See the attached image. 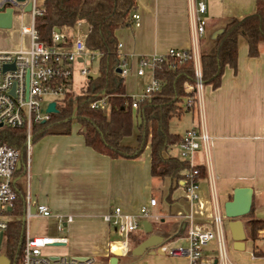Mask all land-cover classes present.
Wrapping results in <instances>:
<instances>
[{
	"label": "crops",
	"instance_id": "crops-1",
	"mask_svg": "<svg viewBox=\"0 0 264 264\" xmlns=\"http://www.w3.org/2000/svg\"><path fill=\"white\" fill-rule=\"evenodd\" d=\"M203 1L206 19L203 35H211L223 18L252 12L256 0ZM135 4L138 24L114 30L120 44L119 56L129 66L126 76L133 86L125 81L126 76L123 83L125 94L130 96L142 90L144 84L140 82L143 78L148 79L146 73L142 76L135 73L140 55L163 54L170 47L188 49L191 46L189 0H135ZM25 17L27 20V13L22 19ZM82 25L83 22L80 27ZM26 45L21 40L18 47ZM258 50L257 56H248L245 40L239 38L236 71L226 67L216 88L203 86L205 127L211 136V148L208 169L199 184L201 209L196 202L190 204L186 200L183 188L173 178H169V184L157 198L155 192L159 178L150 173L149 143L137 157H109L85 144L78 132L79 124L74 120L69 133L44 134L31 141L28 151L29 191L35 201L49 206L52 215L46 219L51 223V233L56 232L54 215L71 217L59 232L66 236V243L60 244L66 247L63 254H90L105 258L114 250L120 251L116 255V264H189L186 257H171L165 253L143 252L128 258L126 250L122 251L123 244L116 243L117 239L113 238L118 237L117 233L101 218L114 205H119L126 212L137 213L150 197L156 199L154 205L148 206L146 220L151 225L150 233L164 226L173 231L182 224L186 226L185 235L190 224L184 216L187 212L192 213V222H204L209 226L207 220L213 213L212 205L221 214L223 202L231 198L232 190L237 186L252 189L251 214L242 217V222L249 217L264 220V40L259 42ZM183 113L188 116L184 129L176 132L168 123L171 132L181 135L196 123L193 109L174 117L179 118ZM137 132V117L134 116L132 133L123 137L121 143L134 146ZM197 161L203 162L200 153ZM222 226L231 257L243 261L242 251L248 250L246 254L254 260L252 264H264V255L252 254L246 242L253 244L251 239H245L243 249H234L226 218L222 219ZM136 234H143V230H137ZM184 235L172 241L184 244ZM261 238L264 239V226L256 232L255 240ZM262 246L256 248L264 250V242ZM215 254V241L212 239L204 246L202 255L214 257Z\"/></svg>",
	"mask_w": 264,
	"mask_h": 264
},
{
	"label": "trees",
	"instance_id": "trees-1",
	"mask_svg": "<svg viewBox=\"0 0 264 264\" xmlns=\"http://www.w3.org/2000/svg\"><path fill=\"white\" fill-rule=\"evenodd\" d=\"M36 1L40 12L34 16V25L38 38L45 45L51 43L53 29L73 26L80 20L88 26L84 37L85 46L97 51L98 55L94 71L96 75L85 76L75 95L70 92V78H60L57 81L67 90L56 104V112H51L43 121L31 124V141L44 134L69 133L74 120L79 124L78 132L82 134L85 144L95 151L109 157H137L146 143H149L151 176L179 178L186 163L165 155V150L181 137L169 130L168 123L172 117L187 110L183 108V101L192 91H185L184 82H195L192 60H174L171 65L172 59L165 57L157 62L153 75L159 82V88L148 97L138 100L136 107L132 108V97L124 92L123 77L115 71L120 56L114 30L129 25L130 14L136 6L135 0ZM216 29L214 35H203L198 41L200 80L210 88H216L220 84L226 67L232 72L236 71L239 38L245 40L248 56L258 55V44L264 40V0H256L254 10L248 14L223 18ZM101 91L107 93V107H90L89 102L98 97ZM134 116L137 117L138 129L136 144L125 145L121 143V139L131 135ZM25 140L24 125L0 126V145L6 144L18 150V162L14 170L16 198L10 210L14 215H19L23 209L24 190L18 180L24 176ZM197 167L199 178H204V165L200 163ZM250 214L251 208L246 215ZM21 224L22 221L18 218L8 222L2 252L8 264H19ZM243 226L246 238L254 241L256 232L264 226V220L249 217L245 219ZM163 228L153 231L163 237L162 243L183 236L186 226L178 224L173 231L168 227ZM148 234L145 231L141 235L129 234L130 244H138ZM252 254L264 255V250L253 246ZM125 255L136 256L130 252V248ZM107 260L108 257H105V261Z\"/></svg>",
	"mask_w": 264,
	"mask_h": 264
},
{
	"label": "built area",
	"instance_id": "built-area-1",
	"mask_svg": "<svg viewBox=\"0 0 264 264\" xmlns=\"http://www.w3.org/2000/svg\"><path fill=\"white\" fill-rule=\"evenodd\" d=\"M16 0H0V7L12 6L13 12L19 11V33L27 37V45L16 49H0V123L9 127L25 126V163H24V194L23 209L19 215L11 213L14 205L16 191L14 185V170L18 162V150L6 144L0 145V247L5 239L8 222L20 219L21 224V248L19 264H102L95 256L43 253V250L66 243V236L60 234L71 217L66 215L55 216V234L31 233L29 230L30 217H50L52 212L44 202L35 201L29 191V161L28 151L31 144L30 126L32 123L45 120L51 112L45 111L49 101L56 104L67 90L58 84L60 78L71 79L73 62H83L86 56H97V51L90 50L84 44L86 31L80 30L81 21L78 20L73 26H65L61 29L51 31V43L45 45L39 38L34 25V16L40 12L36 0L15 2ZM28 1H31L29 11H24ZM205 3L203 0L194 2L189 0L188 19L191 37V46L188 49L170 47L163 54L140 55L137 58L135 73L142 76L148 70L150 78L144 84L141 91L132 95L131 107L135 108L138 100L148 97L150 93L159 88V82L153 75V69L157 62L165 57L174 60L191 59L195 82L193 84L184 82L187 94L183 101V108L193 109L197 121L186 128L181 134L180 140L169 145L165 155L173 156L186 163V168L179 178L173 180L183 188L184 197L191 204L196 202L199 209L202 202L199 199V169L200 162L197 155L203 157L205 172L208 169V157L211 148V136L205 127L204 110L202 103L203 84L200 80V64L198 41L205 32L206 19L204 18ZM27 13L25 22L22 16ZM14 18V17H13ZM12 18V20H13ZM131 25L138 24L139 15L133 11L130 14ZM71 29V30H70ZM70 30V32H68ZM117 43V47H119ZM117 72L125 77L129 66L124 58H120ZM91 71L85 66L79 68V73L84 77ZM50 95L53 99L42 103V96ZM107 93L101 91L95 99L89 102L90 107L106 108ZM155 197H150L148 202L141 205L137 213L124 211L119 205H114L110 210L102 214L103 221L108 223L117 233L116 243L123 244V250L129 248V234L136 233L142 229L141 221L148 216V206L154 205ZM213 213L207 220L209 226L204 222H192V213L187 212L184 216L190 220V224L184 235V244L160 243L158 246L163 253L171 257H186L189 264H211L216 258L215 264H232L227 257V246L222 226L223 212L220 214L212 205ZM211 225V226H210ZM143 230V229H142ZM214 239L215 256L203 257L204 246ZM114 251V250H112ZM116 253L120 251H115ZM105 264H108V260Z\"/></svg>",
	"mask_w": 264,
	"mask_h": 264
},
{
	"label": "rangeland",
	"instance_id": "rangeland-1",
	"mask_svg": "<svg viewBox=\"0 0 264 264\" xmlns=\"http://www.w3.org/2000/svg\"><path fill=\"white\" fill-rule=\"evenodd\" d=\"M13 23L11 25V27L9 28H0V48L4 47V48H17L21 42V40L24 42V45L27 44V38L25 35H21L19 34V30L17 29V24L19 21V11H15L13 12ZM24 21L26 22V17L24 18ZM87 28L86 24L84 23V25H82L80 27L81 31H85ZM71 30V29H70ZM70 30H68V32H70ZM96 65H97V56H86L84 61L79 63V62H73L72 63V70H71V82H70V92L75 95L78 90H79V86L82 83L84 76L81 75L79 73V68L82 66H85L86 68L89 69V71L93 72L96 69ZM129 74V73H128ZM146 76L147 78H143L140 82V84H145L146 79L149 80L150 75L148 70H146ZM125 81L128 83V85L130 87H132L133 85H131V83L129 82L128 77L126 76ZM140 86V85H138ZM53 99V97H51L50 95H43L42 96V103ZM187 114L183 113V115L179 118L177 117H172L169 121V125L170 128L176 132H181L184 129V126L186 124L187 121ZM20 182V184L23 186V190L25 188V182H24V177H22L21 179L18 180ZM169 177H164V178H159L157 181V187H156V192L155 195L157 196V198H159L162 194V192L164 191V187H166L169 184ZM247 216V215H245ZM243 216V217H245ZM29 230L31 233H49V234H54L51 233V223L43 217H30L29 220ZM156 223V222H155ZM156 225V224H155ZM56 233V232H55ZM113 238L115 239H119L117 236H114ZM172 242L171 244H176V241H169ZM248 246L250 247L251 251L253 249V246L255 247H263L262 243L264 242V239H256L255 241H252L253 244H250L247 240H246ZM133 247L131 244L129 245V248ZM3 248H4V244L2 243L1 247H0V255H3ZM66 247L65 246H60V245H55V246H51L48 247L46 249L43 250V253L48 254V253H55V254H63L65 252ZM230 247H227V254L229 259L234 263V264H252V260L251 258H249L247 251H242V254L244 256V260L240 261L239 259H235L233 256L231 257L230 254ZM247 255V256H246ZM128 258H130L128 256ZM96 260L102 262V264H105V258H101V257H95Z\"/></svg>",
	"mask_w": 264,
	"mask_h": 264
},
{
	"label": "water",
	"instance_id": "water-1",
	"mask_svg": "<svg viewBox=\"0 0 264 264\" xmlns=\"http://www.w3.org/2000/svg\"><path fill=\"white\" fill-rule=\"evenodd\" d=\"M22 0H16L15 2H20ZM31 7V1H28L24 7V11H29ZM13 18V7L6 6L0 7V28H9L12 25ZM217 30L213 31L211 35ZM119 71L118 68L115 70ZM90 75L95 76V72H90ZM47 112H56L57 108L55 107V101H49L45 107ZM43 121V120H42ZM0 126L2 124L0 123ZM251 198H252V189L249 186H237L232 190V195L229 200H226L222 204V212L224 217L227 219V227L232 241V247L234 249H243L244 241L246 239L243 222L241 218L245 216L251 207ZM143 231L149 233L142 241L130 248V252L133 255H140L143 252L149 253H160L163 254V251L160 250L159 244L162 243L163 237L161 235L150 233L151 225L149 221L143 219L141 221ZM112 254L108 257V264H116L117 253L111 251ZM216 258L213 259L211 264H215ZM0 264H8L7 258L3 255H0Z\"/></svg>",
	"mask_w": 264,
	"mask_h": 264
}]
</instances>
